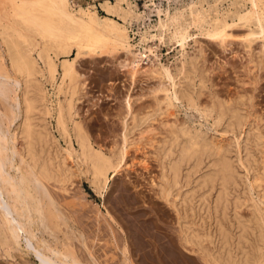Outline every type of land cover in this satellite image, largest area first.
Listing matches in <instances>:
<instances>
[{
	"label": "bare ground",
	"instance_id": "bare-ground-1",
	"mask_svg": "<svg viewBox=\"0 0 264 264\" xmlns=\"http://www.w3.org/2000/svg\"><path fill=\"white\" fill-rule=\"evenodd\" d=\"M93 3H0V258L5 264H154L156 244L143 238L146 229L142 234L132 227L133 235L106 205L109 181L128 165L130 149L143 146L148 147L143 154L150 153L159 168L150 184L174 210L183 247L207 264H264V112L255 108L253 93L264 79V0H231L233 9L223 12L203 7L202 1L166 11L160 39L164 34L182 45L191 25L203 28L224 49L233 37L241 38L244 73L236 70V81L242 88L229 86L221 93L209 67L198 59L182 61L174 71L149 66L157 77L152 101L134 107L144 94L132 99L128 90L122 95L116 113L120 129L109 145L79 118L77 103L87 79L78 62L121 49L131 54L120 63L135 81L141 60L153 50L132 49L128 27L139 13L130 0H102V15ZM233 25L246 29L234 34L228 30ZM175 100L210 120L220 136L178 119ZM146 159L139 161L143 168ZM83 179L104 200L105 210L97 204L95 210L97 222L106 223L102 236H109L108 258L97 253L92 231L61 207L70 204L62 201L65 192ZM147 246L137 259L136 252Z\"/></svg>",
	"mask_w": 264,
	"mask_h": 264
},
{
	"label": "rangeland",
	"instance_id": "rangeland-1",
	"mask_svg": "<svg viewBox=\"0 0 264 264\" xmlns=\"http://www.w3.org/2000/svg\"><path fill=\"white\" fill-rule=\"evenodd\" d=\"M76 1H78L80 4L84 2L82 5H86L88 3L94 2L93 4L95 5L97 12L100 15L105 13V11L100 5V2L102 0H76ZM130 1L132 2L133 5L136 6L135 7L136 12L139 13V16L137 18H132V20H130L128 27L129 42L132 44V49L144 50L146 49V47L150 46L153 50V53L150 52L151 57L148 60H141L140 65L142 68H140L141 70L136 75L135 77L136 80L134 81L131 78L128 68L126 66H122L120 63L125 57L131 55L130 52L126 53L124 50L122 51L121 49L118 51V53L117 52H115L114 54L112 53L111 56L110 54H107V56L104 55L105 59L101 58L103 57V55L101 56L99 54H95L93 56H87L83 58L80 62H78V68L85 75L83 77L87 79L86 87L84 88L83 91V94L85 95H83V97H81V99L77 103L80 113L79 118L84 123H87L88 127H90L92 134L95 138H97L99 141L103 140L102 142L104 143L106 142L107 145L111 143L112 138L115 137L119 132L120 123L118 117L116 116V113L122 107L123 104L121 102L123 100L122 95H124L125 92L129 90L130 94L132 93L131 94V97L133 96L132 99H135L139 94L142 95L144 94L141 97L142 100L140 98L133 101V105L135 104L137 107L146 104V102L149 103L152 101L150 91L151 88L154 86V84H157V77H152V75L150 74L151 67L155 68L157 65L168 66L174 71L176 69V66H179L182 61L188 62L191 59H196V60L198 59L199 62L204 64V67L207 68L209 67V69L212 72V73L210 72V75H212L211 80L215 82L214 87L218 89L221 93H226V89H228L229 86L233 89L234 87H239V89L242 88L241 82L236 81V70L237 73H239L240 75H243L244 73L242 72L243 67H240V65L242 66L245 60V57L243 56L245 54V50L243 49L242 44L240 43L241 41L240 37H233L231 39L232 43L228 45L226 49H224L217 42V40H215L210 36L208 37V35L204 33L203 28L200 29L193 25H191L188 28V35L185 38L186 41L184 40L182 45L178 41L169 40L166 35L164 37V34L163 37L160 39V34H159L160 33L159 22L165 19L164 17L166 11L171 13L177 8H184L189 3H195V2L199 3L200 1H202L203 7L208 8L210 6H217V8L221 12H223L225 10L233 9V6L231 5V0H130ZM1 2H6V0H0V3ZM123 5H125V3H123ZM227 19L229 22L231 21L229 17ZM244 28L246 29L245 26L233 25L231 27H228V30L229 31L233 30L234 34H241L245 30ZM166 33L167 32H165V34ZM143 36H146V40H142ZM254 44L255 46L259 45V43H254ZM146 52L149 54L148 50ZM155 54H157L159 58L158 56H155ZM74 55L75 53L72 56H70V58H72ZM202 59L204 60L202 61ZM261 80H260L261 82L259 81L260 83L257 84L255 89L253 90V93L257 95V96L254 95V102L257 103L255 108L258 110L260 109V111L264 112V108H263L264 100H261L262 98L264 99L263 77ZM208 83L210 84V80ZM238 84H240V86ZM244 87L252 88L250 85L249 86L246 85ZM205 94L202 95L203 99H207ZM175 101L177 102H175L176 106L173 108V111L175 112L178 119L181 118L180 120H186L188 123L194 125H202L203 128L207 129L210 134L212 133L217 136H220V133L216 132L215 129L212 128L210 120H206L205 118L200 116L198 111L186 106L183 101L181 100H175ZM259 104L260 107L257 106ZM135 105L134 107H136ZM110 130L112 131V134ZM110 136H112V138ZM141 147L142 148L139 150H136L134 147L130 149L127 161L129 162L128 165L131 167H128V165L126 167L124 166V169H122L119 174L114 176V178L109 181V187L107 190V199H106L107 208L110 209L113 215L115 214L114 216H116L120 221H124V223H126L127 226H130L131 230L133 228L136 229L137 227H139L138 230L133 229L131 231L132 234L134 230L137 232L144 233L146 229V232L144 234L145 236L143 238L151 239L156 244L155 246L156 261H154V264H166L167 262H169V264H176V263L207 264L203 259H201L198 253L196 252L194 253V251H190L189 249H186L179 243L180 241L178 240L177 230H176L177 223L175 222V212L168 205V203H166L163 199L158 197V195L155 193L154 188L150 184V179L156 175L159 169L157 166V162L151 156L150 153L143 154V150L147 151L148 147L147 148H143V146ZM144 156L145 158L147 157L146 159L147 168H143L139 162L141 158ZM62 193L59 191L60 194L59 198L62 197L61 196L63 195ZM64 195L68 197V200H65L67 198H65L64 196L62 197L63 198L62 201L64 203L68 201L70 202V204L69 205L64 204L66 206H63V204H61V207H63L62 209L66 211L67 214H69L68 216L72 221L74 219H77V222L78 221L80 222V223L78 222L80 226H82L81 224H83L85 228L88 227L87 229H89L90 232L92 231L91 235L95 236L96 250H99L97 251V253L100 252L98 253L99 255L103 253L104 255V256L102 255L103 257H107L108 255H109L108 257H110L112 254L110 251L107 252L108 245L105 246V244H107V241H109L107 240L109 236L108 235L102 236L104 230L106 229L107 231L105 220L101 219L99 222H97L96 220V210H95L96 206L100 205V207H102V209L105 210V207L102 206L104 201L102 200L103 198L97 195L93 191L92 187L90 186V184L86 179H83L80 185L75 184L70 189V194L68 191V193L65 192ZM128 219L131 221V223L133 222L134 225L133 223L132 224L129 223L130 221ZM74 221L76 222V220ZM96 231L98 234L96 233ZM105 234H107V232ZM164 236L167 238H165ZM133 238L135 239V236H133ZM170 238L171 241L174 240L172 241L173 242L172 244L171 243L169 244ZM102 243L104 246H102ZM148 246L147 248L145 247V249L143 248L142 250L136 252L137 259L140 260V258H142V255L145 253L144 251L149 250L150 246L149 247ZM167 249H169V251ZM166 250L168 252H166ZM175 251L176 254H174ZM176 255L179 257L177 258ZM108 260L111 261V259ZM112 262L114 261L112 260ZM0 264H5V261L1 258H0Z\"/></svg>",
	"mask_w": 264,
	"mask_h": 264
}]
</instances>
